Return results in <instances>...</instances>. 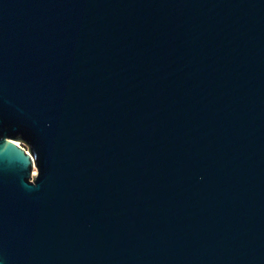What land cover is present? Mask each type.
<instances>
[{"label": "water", "instance_id": "95a60500", "mask_svg": "<svg viewBox=\"0 0 264 264\" xmlns=\"http://www.w3.org/2000/svg\"><path fill=\"white\" fill-rule=\"evenodd\" d=\"M0 264H264V0H0Z\"/></svg>", "mask_w": 264, "mask_h": 264}, {"label": "trees", "instance_id": "16d2710c", "mask_svg": "<svg viewBox=\"0 0 264 264\" xmlns=\"http://www.w3.org/2000/svg\"><path fill=\"white\" fill-rule=\"evenodd\" d=\"M25 148V146H23Z\"/></svg>", "mask_w": 264, "mask_h": 264}]
</instances>
